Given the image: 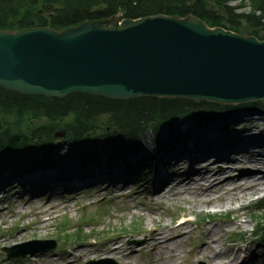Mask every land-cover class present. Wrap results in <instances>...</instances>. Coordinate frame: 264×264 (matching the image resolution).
I'll use <instances>...</instances> for the list:
<instances>
[{
	"label": "water",
	"instance_id": "water-1",
	"mask_svg": "<svg viewBox=\"0 0 264 264\" xmlns=\"http://www.w3.org/2000/svg\"><path fill=\"white\" fill-rule=\"evenodd\" d=\"M0 88L65 99L264 100V40L195 16L121 14L62 31H0Z\"/></svg>",
	"mask_w": 264,
	"mask_h": 264
},
{
	"label": "bare ground",
	"instance_id": "bare-ground-1",
	"mask_svg": "<svg viewBox=\"0 0 264 264\" xmlns=\"http://www.w3.org/2000/svg\"><path fill=\"white\" fill-rule=\"evenodd\" d=\"M254 115L258 114L245 110L208 123H198L192 121L191 117H185L181 119L182 123L177 125L180 120L176 123L174 129L165 131L159 140L160 146L159 144L152 146L151 157L144 149L140 152L142 147L122 148L121 153L113 154L112 157H107V153L102 154L103 151L102 153L93 151L89 153L92 162L88 166L79 165L71 155L68 160L65 159L66 147H60L58 142L49 152L48 162L52 164L42 165L40 161H36L25 164L28 170L16 171L13 167L0 170V194L3 191L7 195L23 190L35 200L47 192L50 193V197L59 196L61 192L74 197L91 186L96 194L107 187L115 195H121L127 190L131 178L139 175L147 161L157 159L156 171L150 175V178L155 180L157 175L159 178L151 192L153 197L147 198V202L173 197L179 191L181 194H189L191 198H197L200 207L206 205L219 208L225 201L231 203L236 200L239 205L235 210L239 215L245 213L246 200L264 191V129L259 130ZM246 120H249L247 128L232 129L233 131L228 134H225L220 126L225 124L223 127L233 128L241 126ZM137 139L141 140L142 135ZM158 146L160 150H157ZM162 147L165 150H162ZM77 156L80 158V155ZM175 161L179 165V170L174 180L166 172V168ZM197 161H200L198 164L204 165L198 171L192 169ZM217 164L219 166L216 167ZM187 166L190 169H186ZM5 194L0 195V202ZM195 204L196 202L192 200L190 206L195 208ZM236 219L239 220V217L236 216ZM188 224L189 220L178 224L177 227L172 225L167 227L163 224L152 228L148 240L139 246L136 252L151 247V257L157 258L161 250L175 249L176 252L181 250ZM27 228L28 226L23 225L19 231H25ZM173 230H180V233H171L170 231ZM19 231L13 235L3 236L2 242L9 244L11 241L22 239L23 234H19ZM42 232L41 229L39 234L41 235ZM204 236L207 241L205 239L201 241L203 247H200V244L192 245L188 255H185L188 264L196 259L206 260L211 264H250L257 259L258 248L253 247L252 244L245 248L232 244L223 247L220 243L215 245L217 235L213 228L207 226L203 229ZM133 249L135 248L132 246L122 248L118 241H112L95 249L86 247L80 250L78 259H88L92 254L94 258L114 255L132 258L135 256ZM179 258L175 256L172 262L166 264H181L178 263ZM42 259L46 264H52L54 261L51 256ZM67 260L65 264L77 262L74 257H69Z\"/></svg>",
	"mask_w": 264,
	"mask_h": 264
},
{
	"label": "trees",
	"instance_id": "trees-1",
	"mask_svg": "<svg viewBox=\"0 0 264 264\" xmlns=\"http://www.w3.org/2000/svg\"><path fill=\"white\" fill-rule=\"evenodd\" d=\"M118 12L133 19L192 14L211 27L264 40V0H0V30H63ZM245 106L264 113V101L221 105L157 97L122 101L88 94L58 99L0 88V159L22 160L34 150L48 157L59 133L73 143L98 135L115 145L127 146L135 144L150 127L158 132L161 126L181 117L200 115L209 120Z\"/></svg>",
	"mask_w": 264,
	"mask_h": 264
},
{
	"label": "rangeland",
	"instance_id": "rangeland-1",
	"mask_svg": "<svg viewBox=\"0 0 264 264\" xmlns=\"http://www.w3.org/2000/svg\"><path fill=\"white\" fill-rule=\"evenodd\" d=\"M240 112L243 111H235L232 114ZM254 116H256L254 119L258 127H260L259 130H263L264 113H258V115ZM181 119L177 125L182 123ZM191 120L198 123L205 122L198 116L191 117ZM248 121L246 120L242 122L243 124L241 123V126L239 125L233 128L230 126L223 127L225 124H221L220 126L224 129L225 134H228L236 129L247 128L249 126ZM168 128L171 127L163 128L161 130L162 133L157 137L153 135L151 130L147 131L142 136L140 143L142 149L140 152L144 149L147 155H150L152 146L159 144V140H161L165 131H168ZM65 139V137H60L57 140L60 143V147H66L64 149L67 152L65 159L68 160L71 155V157H75L73 160L79 163V165L81 164L77 155L80 152L84 151L82 154H85V152L88 154L93 151H103L101 153L106 154L104 151L113 146L103 141H98L100 143L95 145V143H89L86 140L80 142L77 146H71ZM159 146L157 150H160ZM162 150H165V148L162 147ZM35 158L42 159V156L37 155L36 157L34 156ZM198 162L200 161L193 164V170L198 171L204 166L198 164ZM169 169L171 171L169 175L172 177V174L178 173L179 165H170ZM186 169H190V167L187 166ZM173 179L175 180L176 178ZM147 180L148 177L141 182L143 185L129 183L127 190L121 195H115L107 187L102 188L101 192L97 194L93 189H83L79 195L74 197H70L69 194L67 195L63 192L59 196L50 197V193L47 192L36 200L31 199L29 193L23 190H17L16 192L18 193L14 194H5V197L0 202V264H46V261L42 259V257L46 256L53 258L54 261L52 264H65V260L69 257H74L77 260L75 264H85L92 259H113L118 264H154V261L155 264H166L172 262L171 260L175 256L180 257L178 263L188 264L185 255H188L192 249V245L199 244L204 239L207 241L205 236L203 237V229L205 226L213 228L214 233L217 235L214 242L215 245L220 243V246L223 247L226 244L228 246L232 244L240 248H245L250 246L251 243L253 247L258 248V255L257 259L254 262L251 261L250 264H264V243L257 240L256 237H253L252 234L258 223V218L253 216L257 208L256 200L264 196V191L246 200L245 213H239L238 215L235 208L239 204L236 200H233L231 203L225 201L222 207L219 208H212L206 205L200 207L199 205L201 204L198 203L197 198H191L189 194H181L179 191L173 197L147 202V198L153 197L151 196V192L155 186V184L154 186H146L144 182ZM192 200L196 202L195 208L190 206L192 205ZM8 201L9 204H7ZM83 212L84 216H86L85 220H80ZM227 213L230 214L229 217L224 216ZM257 214L262 215L260 217L262 219L264 217V208L258 210ZM63 215H66L70 219L69 228H67L68 233H72L73 235L75 231L81 228L85 234H88L87 238L80 244L73 240L67 242V244L62 240L57 246L53 244L54 239L64 236L63 233L58 231L59 218L63 217ZM210 215L212 216L210 217ZM184 216L191 217L192 219L195 218V220L187 225L188 228L185 231L186 235L182 239L183 246L181 250L176 252L175 249H164L159 252L157 258L151 257V247H147L138 253L136 252V249H139V246L148 240L152 228L160 225L163 226V224L167 227L171 225L177 227L178 219ZM236 216L239 217V220H235ZM202 217H206L207 219L202 222ZM92 218L93 220L90 222ZM262 222H264V219ZM244 223L246 224L245 226ZM23 225L28 226V228L25 231H19ZM41 229L43 232L40 235ZM17 231H19V234H23L22 239L11 241L9 244L2 242L3 236L13 235ZM170 232L177 234L180 233V230ZM219 234L220 236H218ZM240 234L243 235L245 241H239ZM96 235L97 237L100 236L101 240L95 241L91 239L92 236ZM233 235L236 236H234L236 239L231 238ZM137 240L140 242L135 243L134 241ZM38 241H41V243ZM112 241H118L122 248L125 249L128 246H132L135 248L132 250L135 256L127 258L122 255H114L113 257L99 256L94 258L92 254L88 259H78L80 250L86 247L95 249ZM43 246L45 247L44 249H42ZM199 246L203 247L201 244ZM5 248H12L14 250L12 252H17L18 255H21L20 252L33 250L34 255L8 258ZM174 254L175 256H173ZM203 261L211 264L209 261ZM197 263L198 261H194L191 264Z\"/></svg>",
	"mask_w": 264,
	"mask_h": 264
}]
</instances>
